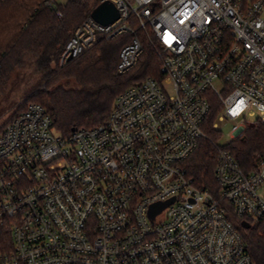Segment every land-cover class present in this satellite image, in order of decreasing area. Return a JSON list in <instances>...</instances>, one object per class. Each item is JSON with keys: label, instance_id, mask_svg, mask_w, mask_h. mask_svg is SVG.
Segmentation results:
<instances>
[{"label": "built area", "instance_id": "built-area-1", "mask_svg": "<svg viewBox=\"0 0 264 264\" xmlns=\"http://www.w3.org/2000/svg\"><path fill=\"white\" fill-rule=\"evenodd\" d=\"M106 1L119 18L102 24L90 15L59 63L100 37L130 33L118 63L126 74L144 52L137 30L149 28L162 76L135 82L106 120L67 136L39 103L6 122L0 264H254L230 208L247 222L264 218V154L245 172L205 123L211 95L219 103L213 127L222 132L232 122L233 140L264 123V0L100 3ZM251 110L258 113L254 122ZM203 140L217 149V192L197 186L187 168ZM173 198L151 217L154 204Z\"/></svg>", "mask_w": 264, "mask_h": 264}, {"label": "trees", "instance_id": "trees-1", "mask_svg": "<svg viewBox=\"0 0 264 264\" xmlns=\"http://www.w3.org/2000/svg\"><path fill=\"white\" fill-rule=\"evenodd\" d=\"M56 2V6H50L47 0H0V100L8 92L17 94L15 104L6 113L9 116L0 117V130L34 102L48 110L56 131L67 136L75 129L106 120L119 94L135 82L162 76V58L149 28L137 30L144 52L138 65L126 74L118 72V63L122 48L132 41L130 33L109 40L100 37L93 46L61 65L63 48L100 0ZM14 81L18 87L12 90ZM218 113L219 103L214 100L205 123L213 140L221 134L213 127ZM226 147L245 172L255 170L264 154V123L248 125L243 135ZM216 163L215 145L203 140L187 161L197 186L218 191ZM230 216L241 229L254 264H264V218L249 221L250 227H245L244 218L237 217L232 208Z\"/></svg>", "mask_w": 264, "mask_h": 264}, {"label": "rangeland", "instance_id": "rangeland-1", "mask_svg": "<svg viewBox=\"0 0 264 264\" xmlns=\"http://www.w3.org/2000/svg\"><path fill=\"white\" fill-rule=\"evenodd\" d=\"M59 3H66L67 0H58ZM13 89H16L18 87L17 83H15L11 86ZM170 92L172 93V88H170ZM211 98L213 101L215 100V104H218L217 100L211 95ZM17 99V94L14 93H7L5 96L0 100V117L4 118V114L8 113L12 106L15 104V101ZM8 117L9 114H6ZM218 116V115H217ZM5 117V119L7 118ZM1 118V119H2ZM258 118V113L254 110H251L248 114V119L250 122H254ZM217 120V117L215 118V121ZM214 121V122H215ZM220 137H217V142L220 145L227 146L231 141H233V132H232V122H228L222 127V132H220ZM260 194L264 196V185L259 190Z\"/></svg>", "mask_w": 264, "mask_h": 264}, {"label": "water", "instance_id": "water-1", "mask_svg": "<svg viewBox=\"0 0 264 264\" xmlns=\"http://www.w3.org/2000/svg\"><path fill=\"white\" fill-rule=\"evenodd\" d=\"M93 18H95L98 22L102 24H109L117 20L120 16V12L116 5L112 2H102L100 3L92 12ZM72 58H70L71 60ZM174 200L171 199L169 201L165 202H159L154 204L151 207L150 214L151 217L154 218L157 213H159L169 202H172ZM245 227H250V223L245 221L244 222Z\"/></svg>", "mask_w": 264, "mask_h": 264}, {"label": "snow or ice", "instance_id": "snow-or-ice-1", "mask_svg": "<svg viewBox=\"0 0 264 264\" xmlns=\"http://www.w3.org/2000/svg\"><path fill=\"white\" fill-rule=\"evenodd\" d=\"M166 39H169L170 40V39H173V38L172 37H166Z\"/></svg>", "mask_w": 264, "mask_h": 264}]
</instances>
